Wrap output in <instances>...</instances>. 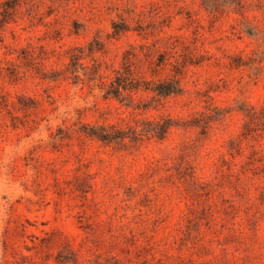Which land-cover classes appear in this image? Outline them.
<instances>
[{
	"label": "rangeland",
	"instance_id": "374dc122",
	"mask_svg": "<svg viewBox=\"0 0 264 264\" xmlns=\"http://www.w3.org/2000/svg\"><path fill=\"white\" fill-rule=\"evenodd\" d=\"M0 264H264V0H0Z\"/></svg>",
	"mask_w": 264,
	"mask_h": 264
},
{
	"label": "trees",
	"instance_id": "16d2710c",
	"mask_svg": "<svg viewBox=\"0 0 264 264\" xmlns=\"http://www.w3.org/2000/svg\"><path fill=\"white\" fill-rule=\"evenodd\" d=\"M166 61V60H165ZM135 79L131 76L130 71L125 72L124 70L117 69L116 70V75L109 79V80H103L102 84L103 85H110L112 86L115 96L118 94L123 93L125 90H131L132 88H137V84L134 81ZM160 92H163L165 94H169L171 92H175L172 89H158Z\"/></svg>",
	"mask_w": 264,
	"mask_h": 264
}]
</instances>
